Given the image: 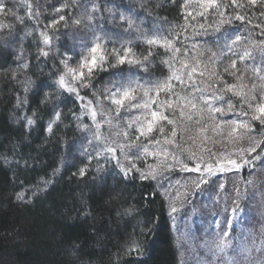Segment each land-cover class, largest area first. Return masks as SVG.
Wrapping results in <instances>:
<instances>
[{"label":"trees","instance_id":"trees-1","mask_svg":"<svg viewBox=\"0 0 264 264\" xmlns=\"http://www.w3.org/2000/svg\"><path fill=\"white\" fill-rule=\"evenodd\" d=\"M2 2L0 264H185L171 217L178 186L200 220L238 207L236 227L264 254V125L248 106L264 102V0H217L211 10L197 0ZM117 33L125 39L108 37ZM97 36L105 59L90 77L83 69L89 87L73 80L69 92L58 83L64 62L79 71ZM153 37L180 51L149 45ZM126 49L133 62L120 64ZM165 81L171 90L157 96ZM128 88L135 99L117 112L112 94ZM157 108L173 123L158 120L148 132ZM233 121L252 130L229 136ZM217 158L243 166L212 176L190 170Z\"/></svg>","mask_w":264,"mask_h":264},{"label":"rangeland","instance_id":"rangeland-1","mask_svg":"<svg viewBox=\"0 0 264 264\" xmlns=\"http://www.w3.org/2000/svg\"><path fill=\"white\" fill-rule=\"evenodd\" d=\"M87 37L88 36L84 37V39ZM108 37L121 38V40L125 39L122 33L111 34L108 35ZM64 76L66 84L74 87V79L71 75ZM128 81L129 78H119L118 83H125ZM84 106L90 113L92 112L88 102L84 101ZM94 121L97 122L96 118ZM106 146H108L107 148H116L115 152H113L115 155L118 150L117 145L107 144ZM77 150H79V147H76V151ZM221 159L223 158H217L216 160L221 161L224 166H228V164L224 163ZM201 166L203 167V164ZM200 173L204 176L208 175L202 170ZM168 188H170V186ZM173 190L174 192L171 191L172 194L170 193L171 195L174 194L172 201L175 205L173 208L176 209L175 212L172 211L171 216L173 231L176 236L177 244L182 251L183 258H187L186 263L189 261L196 264H262V260L264 261V254L259 256L260 253H258L256 249L254 250V245L252 246L247 242L242 228L236 227L240 212H236L235 214L233 211L230 213L224 212V214L219 215V217L216 216V218L213 217L212 219H209L210 216L206 217V214L205 217L203 216L204 220H200L196 217V213L198 212L196 207L193 206L192 209H189L186 205L189 201L185 199L182 188L178 186V189ZM262 201L263 199L260 200V202ZM224 233H228L224 239L228 242L229 247L221 252L216 248V242L219 241ZM243 244H245V246ZM197 252L198 257L196 255Z\"/></svg>","mask_w":264,"mask_h":264},{"label":"snow or ice","instance_id":"snow-or-ice-1","mask_svg":"<svg viewBox=\"0 0 264 264\" xmlns=\"http://www.w3.org/2000/svg\"><path fill=\"white\" fill-rule=\"evenodd\" d=\"M197 2L199 3L200 7H202L204 10H211L213 8H217L219 7L217 0H197ZM236 0H233V3H235ZM249 2L251 4H256L257 0H249ZM6 9V5L2 2V0H0V11H4ZM98 9H93V11H97ZM57 11H60V9H57ZM201 15L203 13H200ZM220 15H223V13H220ZM61 20L64 19L63 16L60 17ZM89 19H91V17H89ZM121 19H125L123 16H121ZM236 19H242V17L237 16ZM80 21H76V23H79ZM129 26H131L132 21H127ZM221 23H223V21H221ZM241 38L239 36H237L235 38L234 41H232L233 44H235L237 41H239ZM101 37H95V43L92 44V47L90 49H88L90 55H91V60H89L87 57L82 58L80 65H79V71L77 70V68H72L69 67L68 64L66 62H64L65 64V68L67 69V72L65 75L67 74H71L72 78L74 80H78L80 81V86L81 87H89L88 83L86 82V78H85V74L83 69L87 68L88 71V76H91L92 73V69L95 66H98V63L102 64V62L104 61L105 57L102 54L103 53V49H102V45H101ZM44 42L47 44L49 43V38L47 36H45L44 38ZM149 45H154V44H160L161 46L165 47L166 49H171L174 53H178L180 50L178 48L174 47V41L173 40H169L167 38H161V39H157L156 37H153L151 39H147L146 41ZM130 49H126L125 50V55L117 56V61L120 64H123L125 62L128 63H132L133 61H130L127 59V53L130 52ZM44 55H47V53H43ZM149 55H151V53H149ZM250 53L248 51H245L244 56H249ZM241 59H243V57H241ZM135 62H139V61H135ZM165 63H167L165 61ZM232 66L235 67V61L232 62ZM185 68L188 67V65H184ZM227 70V69H226ZM197 71L196 67H192L191 71L188 73L189 78H191L192 74L195 73ZM201 75H203V73H200ZM175 78L177 80L180 79L179 76H175ZM182 82V81H181ZM59 85L61 87H67V90L69 92H73L76 91V89L72 86H68L66 84V79L65 76H61L59 81H58ZM229 90L230 91H234V93L238 96H242L244 95L243 90L241 88L240 91H236L237 86L236 85H229ZM255 87V86H254ZM171 90V84L169 81H165L163 83H159L155 86V91L157 93V96L159 95L160 91H170ZM150 91V90H149ZM149 91H146L144 93L145 96H149ZM119 98H116V97ZM151 99V97H149ZM82 99V98H81ZM135 99L134 96V89L128 88V89H124L123 91H118L116 93L112 94V100L111 102L115 105H117V112L119 111V107H123L124 102L126 100H132ZM152 103H155V100H151ZM91 103V102H90ZM167 107H172L171 104H169L167 101L163 102ZM136 106H140L139 104H137ZM193 107H195V105H192ZM248 106L249 108H251L253 110V115L251 116V119L254 121H259L261 125H264V102L262 103H258L255 106H253V104L249 101L248 102ZM143 107L147 108L148 107V103H144ZM229 107L231 108V105H229ZM214 111H222V109H214ZM183 114V113H181ZM97 113L95 110H93L91 112V116L93 118V120H95ZM245 115H247V113H245ZM151 117L152 120L148 121V127H147V131L151 132L153 130L154 127V123L157 122L158 120H167L168 123H173L172 120H169L167 116L163 115L162 112L159 111V108H157L156 110H153L151 112ZM191 117H189L190 119ZM29 123H32L31 120H29ZM235 127L231 130V132H229V136H232L233 133L237 134V139L241 138V134L238 132L239 129H243L245 130V132H250L251 126L247 121H233L232 122ZM49 130H51L49 128ZM161 131H163V129H161ZM141 134H144L143 129H141ZM173 135H175V131H173ZM255 148H252L251 151H255ZM107 151L109 152H115L114 148H108ZM244 163L247 164H251V161H244ZM227 164L230 167H225L223 165V163L221 161H216L215 163H209V162H204L203 167L200 164H197L196 168L194 169H190L192 171H197L200 172L201 170L203 172H206L208 174V176H212L215 175L217 172H224V171H230L233 168L239 170L243 165L241 163H238L236 160H231L229 159L227 161ZM81 175H83V170H81ZM142 178L143 177L142 175ZM207 180L204 179L203 177H201L200 179V183H206ZM251 181H249L250 183ZM197 187H199V184H197ZM221 188H223V185H221ZM18 199H22V197L18 196ZM238 207L237 208H233V213L235 214L238 211ZM173 212L176 211L175 208L172 209ZM228 235V233H224L223 236L219 239L218 242H216V248L223 252L227 247H229L228 242L224 239V237H226Z\"/></svg>","mask_w":264,"mask_h":264}]
</instances>
